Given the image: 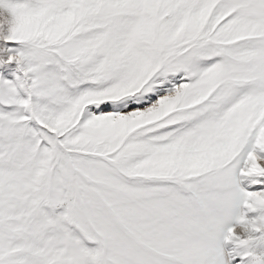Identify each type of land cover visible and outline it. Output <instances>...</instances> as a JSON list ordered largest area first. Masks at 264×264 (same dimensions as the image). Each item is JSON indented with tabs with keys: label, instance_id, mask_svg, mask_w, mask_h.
<instances>
[{
	"label": "snow or ice",
	"instance_id": "snow-or-ice-1",
	"mask_svg": "<svg viewBox=\"0 0 264 264\" xmlns=\"http://www.w3.org/2000/svg\"><path fill=\"white\" fill-rule=\"evenodd\" d=\"M0 264H264V0H0Z\"/></svg>",
	"mask_w": 264,
	"mask_h": 264
}]
</instances>
